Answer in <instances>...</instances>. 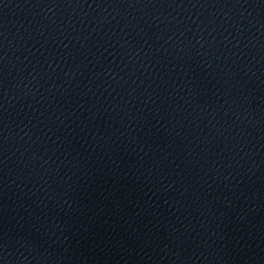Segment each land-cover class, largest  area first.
<instances>
[{
  "label": "water",
  "instance_id": "water-1",
  "mask_svg": "<svg viewBox=\"0 0 264 264\" xmlns=\"http://www.w3.org/2000/svg\"><path fill=\"white\" fill-rule=\"evenodd\" d=\"M0 264H264V0H0Z\"/></svg>",
  "mask_w": 264,
  "mask_h": 264
}]
</instances>
